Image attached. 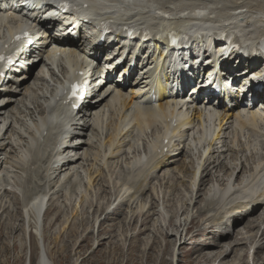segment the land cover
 Returning a JSON list of instances; mask_svg holds the SVG:
<instances>
[{"label": "rangeland", "instance_id": "374dc122", "mask_svg": "<svg viewBox=\"0 0 264 264\" xmlns=\"http://www.w3.org/2000/svg\"><path fill=\"white\" fill-rule=\"evenodd\" d=\"M114 1L117 2L116 0H102L103 2L102 7L103 8H111L113 6L119 7V6H116L118 4H115ZM146 1H150L148 2V6L150 10H153V13L151 14V16L152 17L157 16L155 17L154 20H152V18H146V20H148L150 23L159 24L161 28L174 25V23L176 22L172 19H164V21H160L161 16H158L159 13H166L167 11H168L167 14H164L163 16L167 18H174V17H171V15L179 16L180 13L185 12L186 9L203 8V9H206L205 12H209L207 15L210 17L227 18L226 15L228 13L230 12L237 13L235 11H232L233 9H235L236 7H239V5L240 6L244 5L247 7L244 9L246 11H250L253 13H256V11L258 13H264V0H243V1L242 0H186V1L185 0H179V1L178 0H146ZM140 10L146 14L144 17H147L148 15L147 11L142 10V8H140ZM185 13H188V12H185ZM245 15L246 14H244L241 19L246 21L247 19L244 17ZM234 22H237V21L235 20ZM200 23H203V22H200ZM10 26L11 25L4 24L2 27H0V38L5 36L6 33H8V31L11 30ZM261 28L264 29L263 26ZM43 61L44 62L40 63V65L38 64V66H36L32 70V75L30 77L29 82L27 83L29 84L28 85L29 87H32L34 89L31 91L32 93L31 98H34L32 100L40 101L41 99L42 105H44L45 103L43 101H46L44 99V96L47 97L50 94H49V91L47 92L46 88L44 89V87L40 86V82L35 80L36 76H38V73L43 68H48V70H46L48 72V77H47L48 81H45L47 82L45 84L52 86V88L53 86H55L53 81L58 82L59 77L61 78L62 76V75L61 76L59 75L60 69H61L60 65L55 66L53 70V69H50L49 65L47 64L48 59L45 58ZM149 68H152V66L151 67L149 66ZM154 71L155 69H152V74L155 76L158 75V73ZM115 77L120 78V74L117 75L116 73ZM134 78L130 80L132 85H136L138 83L137 76H134ZM135 82L136 84H134ZM52 88H49V89H52ZM105 89L106 87L103 88L102 90L98 89L97 95L104 93ZM35 90H37L36 93L34 92ZM138 91L140 90L137 89V92ZM191 94L192 93L189 92L187 94L188 95L187 97H189ZM3 97H6V94L3 95L1 98ZM110 98L111 96L108 97L106 101H108ZM28 103L31 105L32 102H29V101L27 102L28 109H25V107L23 108L22 105H19V108L20 107L22 108V109L20 108L21 109L20 113L22 114H18V117L16 116L17 119L12 116L9 118L0 119V145L2 143V145L7 146L6 151L2 153L0 152V264H27V261L30 262L29 264H37L40 247L33 233V230H34L33 227H35L34 225L35 222H34V219H32V217L29 216V214L32 215V213L28 211H27L28 212L27 215L29 217L24 219V213L22 210H23V207L25 206L24 204L25 203L28 204L29 199L32 197L31 194L42 195L44 193L47 194L48 191L50 192V194H52L47 204L48 214H45L39 230L41 232V237L44 240V243H43L44 251L48 257V260L51 262V264H160V263L161 264H179L178 262L180 260L187 261V260H194L195 258L194 256L193 257L190 256L191 246L186 245L184 246L185 247L184 250H181V249L179 250L181 243L183 244V242L185 241V238L183 239L180 238L181 233L182 234L185 233L183 229L180 228L182 227V225L179 227L177 226L182 221H185L186 219H189L190 217L193 216L192 220L195 221V225L193 227L190 226L191 228H193V230L191 228L189 229L188 236H192L195 232H198L199 235H201L202 233H204L203 230L205 229H206L205 231L210 229V231L218 233L217 228L220 229L219 224H217L218 221L213 223L214 220H212L213 219L212 217L217 215V218H219L218 216L220 215L218 214L216 215L214 214L213 216L210 215L212 217H209L210 220H208V217H206V214H209L208 213L209 210L210 212H213L215 210L213 213H216L217 206L216 205L212 206V204L208 202L209 204V207H208L207 206L208 204L206 203L207 201H205L206 200L205 194L209 195V192L207 190L212 191L213 184L214 185L217 184V186L219 187V183L211 182V177L213 178L217 176L218 174L220 176V179L223 180L224 178L222 175L223 171L219 172V170L217 169L216 170L217 173H216L214 172L215 170H212L213 172L212 171L210 172V175L211 174L212 175L208 178L209 183L208 182H207L208 184L206 183V185L208 186L204 190L205 193L202 191V198L197 199L196 197L195 199V191H194V186H193L195 185V183L193 184V182H196V179L195 181L192 182L189 177L190 173L186 175L188 177L187 178L186 176L181 177V175L183 176V174L181 173L179 174L178 172L171 170V168L179 165L182 162V159L185 156L184 154H186L187 151L183 150L182 155L177 157L176 162L173 165H171L169 168H167L165 171L157 172L156 174L153 175V177L149 175L147 177L148 179H145L141 183H140L141 181L140 177H138V175L140 176L142 174L138 172L140 170L127 171L126 169H123V168L129 167L133 163H136V159H138V156L141 154L143 147L144 148L150 147L152 149L156 148V144H155L156 142H154L155 141L154 135L161 134V133L163 134L165 132L164 125H160L161 122H158L160 123L159 124L160 126L158 125L159 128L157 125H153V126L144 128L143 130H140L137 128V126L136 127L134 126V128L131 130L130 136H128V138L125 139L126 146H124V149H122V151L120 152L121 154H119L120 156L118 158V161H117V158L109 156L112 148L110 149L108 147H105L107 156L104 157L103 155L104 149L102 150L103 152H101L98 146L93 145L92 146L93 148L91 147V149L90 147L86 146L85 150H90L88 151L89 154H92V155L96 154L95 156H98L97 157L98 159H96L97 161L93 157H92L93 158L92 161H90L89 158L87 161L80 160L78 164L74 165V167H71L70 169L64 172L57 171L58 172L57 173L53 168L47 166L48 165L47 163L41 164L42 169L44 168L42 170L41 167L38 166L40 165L42 159H39V160L36 159L34 163L35 164L37 163L36 164L37 166L32 171V174L29 175L27 172L21 170V168L23 166L22 165L23 158H25L26 153H28L29 151V143L34 139H33V134L27 135L25 133L26 131L25 129L27 127L28 129L34 131L36 129L37 120L39 118L37 119L35 116L32 115L33 105L30 106ZM11 105L14 106L15 104H10V106ZM135 105H134L135 107H143L142 100L136 101ZM15 106L17 107L18 105L16 104ZM134 106H132L130 110L125 113V115L127 114V116H125L127 118L125 120L126 122L124 123L122 122V120H124L125 118L121 119L122 113L120 115L121 108H117L116 109L117 111H115L117 113L115 112L113 113L114 115L116 114L115 118L114 116L112 117V119H115V121L112 120L115 124L111 120H108L109 122L111 121L110 123L108 122V125L110 128L108 127V130L106 134H104V136L107 135L111 131V130L109 131V129H112L111 126H114V127H117V125L124 126V124H126L128 121L134 119L135 115L133 114H135V111L137 110V108L135 109ZM153 108H156V106H153ZM214 116L215 115H213L212 118H214ZM105 123L106 121H104L103 127H105ZM9 126H10V129L7 132L9 134L7 133L5 134V131L7 127ZM198 126H195L194 128L190 130L188 134L190 137L193 135L200 137ZM231 128L228 127L226 130H224V132H222L223 133L222 138L224 137L225 139V140L223 139L222 140L224 144L227 143L225 144L227 147L234 149L232 150V154H233V151H239V149L242 146V148L246 149L244 152V155L248 156L249 152L252 151L253 154H256L254 157L255 159L254 161L261 159L262 155L264 154V142H263L264 140H262L264 138L255 137L256 138L255 140L254 137H251L250 135V134L253 135V133L251 131H246V130H243L240 133V135L239 134L236 135L237 132L235 133V135H232L234 134L233 132L234 128H232V131L230 130ZM213 129L214 128L211 124L210 130L208 131V135L210 137L212 135V132L214 131ZM21 131H23L22 133L24 135H22ZM242 134L243 136H241ZM104 136L102 138L103 140H104ZM251 139L255 140L253 141V145L250 144L252 142ZM84 140L85 139H82L81 141H84ZM123 151H124V154L122 153ZM228 153L229 152H225L224 154L227 158L226 160L227 162L229 161L228 158L230 156V154ZM244 155L241 153L238 154V156H241V157ZM127 162H129L130 165L128 164L127 166ZM187 162H188V159L185 158V163L187 164ZM250 164H252V162L251 163L249 162L246 164V169H248V171H249ZM188 166L189 164H187L188 171H191L192 169L195 170L196 168L194 164H193V168L191 166L189 167ZM147 167L144 169H148ZM203 167L204 166L199 168V170L197 171V175L201 172L200 170H203ZM38 169H39V174L37 172ZM40 169L42 170V172ZM34 171L35 173L36 172L37 173L35 174ZM48 174L49 176H47ZM52 174H53V177L51 176ZM26 175L29 176L26 179V182L28 181L29 183V184L28 183L26 184H28V186L30 187V189L28 190H27L28 186L26 185L25 189H23L22 183H21L22 181L25 180ZM39 176H43V177H39ZM197 177L198 176H196V178ZM233 177L234 176H232L231 181H233ZM71 178L73 180L72 181L73 183L67 186V183L70 181ZM49 179L51 180V182L49 181ZM224 179L226 180L227 178L225 177ZM41 180L43 181L44 184L47 182L45 184L46 186L43 183H41L42 182ZM148 180L149 181L151 180V181L149 182ZM181 180L187 181L192 186L191 187L190 186L188 187L187 185H186L187 187L182 186ZM29 181L30 182L32 181V182L30 183ZM30 184H33L32 185L33 190H31L32 188ZM36 184H38L37 186L40 185L42 189L40 187H35ZM43 187H45L44 190H43ZM144 187L147 191H145ZM132 188H133V191H127L129 189L131 190ZM190 188H193V189L191 190ZM34 189L36 192H34ZM123 189L124 191L128 192V193L125 192V195L123 194L124 197L128 199L127 196L128 195L131 196V202L126 203L127 199H125V202L122 203L123 205L119 206L118 205L119 201H116V203L114 202L117 198H119L121 201L124 200V198L121 199L122 194H120V191L121 190L123 191ZM140 189L142 190V193ZM190 190L191 192L193 191L194 192L190 193ZM135 194L142 195V196L139 197ZM234 198L236 199V197H233L232 199L229 200V202L231 201L233 202ZM204 202L206 203V205H204ZM195 203L198 207L195 205ZM234 203L235 205L237 204L236 202ZM234 203H232V206ZM140 204L141 206H139ZM117 205L118 207L116 208ZM193 205H195V207ZM204 206H206L207 208H205ZM210 207L211 209L207 210ZM114 208H116L113 211L114 214L113 212L110 213V217H109V214H107L106 212H109L113 210ZM203 208L206 210H204ZM178 211L182 215H180L181 218L180 217L176 218V221H177L176 223L178 224L175 223V226H176L175 228L174 218H175V215H178L177 214ZM147 212L149 213L151 217L148 215ZM185 213H187L188 215H185ZM203 213H205V215ZM256 216L257 217H254L253 219H251V221L259 225L260 230H262L263 229L262 224L264 222L263 220L264 219V205L258 208ZM258 216L261 218H259ZM22 218L24 219L25 223H23ZM105 218H106V221H105ZM255 218L260 219V221L257 222ZM246 219L245 220L242 219L240 220V222L236 224V226L238 227L234 229L233 232L231 233L230 235L231 238H228L229 239L228 243H225V246L223 245L221 249H216L215 251H213L212 254H217L221 252L220 250H223L224 248L229 249L233 247L234 243L236 244L238 243V241H240L239 244L241 245L235 250L236 252L234 251V253L230 254L229 258L223 261V263L219 262V258L214 257L212 261L206 264H264V249L261 250L260 253L258 252V254H257V251H255L257 250V247L261 243V241H259L260 231L258 228H253L254 226L251 223H248V225L245 224V222L248 221ZM134 220L135 222H133ZM199 220H202V221L199 222ZM203 221L205 224H203ZM142 222L147 223V228L149 230L147 229L146 232H144L143 234H140V236L136 237L135 240H132L131 237L135 236L138 233L139 231L138 228H140V224ZM197 222L200 223L201 227L204 225L202 227L203 229L199 226L198 227L196 226ZM30 223H32L33 225L32 224L30 225ZM99 223L100 224L104 223L103 227L97 228ZM128 224H130V226ZM244 224L248 228L243 226ZM117 226L119 227V229ZM134 227L136 229H134ZM252 228L254 230H252ZM177 229L178 231H180L179 234H178ZM199 231H201L202 233ZM72 233L74 234L73 235L74 237L72 236ZM88 234H89V239L86 242L82 243V240L85 239V237ZM102 239H104V242L103 243L101 242V244L99 245L98 243ZM180 239H181V242H180ZM169 240L173 241V244L175 243V246L172 247L171 252H165L164 244L167 243V241ZM150 241H151V244H150ZM154 241L155 243L159 242L158 243L159 248L155 247L156 244L155 245L152 244V242ZM195 242L196 243L201 242V243L206 244L207 239L205 240L203 238H200ZM242 242L244 243L242 244ZM149 244L151 246L153 245L152 247L153 248L155 247L156 250L153 249L152 252L151 251L148 252L150 248ZM98 246H102V247L96 248ZM78 247H80V249L77 251ZM183 253H187V254H184L185 257H183V255L181 256V254ZM193 264H205V263L197 259L196 263L194 262Z\"/></svg>", "mask_w": 264, "mask_h": 264}, {"label": "bare ground", "instance_id": "6f19581e", "mask_svg": "<svg viewBox=\"0 0 264 264\" xmlns=\"http://www.w3.org/2000/svg\"><path fill=\"white\" fill-rule=\"evenodd\" d=\"M116 1L118 2V4L120 6L122 5V3L119 0H116ZM130 1L137 8H142L143 10L147 11V13H148L147 17H144L146 14L143 13L140 15L139 18H152V20L155 19L154 16L153 17L151 16V14L153 13V10H150L149 6H148V2H150V1H146V0H130ZM87 3H89V5H90L88 8L89 11L95 9V2L94 1H88ZM116 6H118V5H116ZM245 8H247V7L244 5L243 6L239 5V7H236L235 9L232 10V11H235L237 13H231V12H230L231 14L228 13L226 15L227 18L225 21L232 22L233 20L234 21L236 20L238 27L241 28L239 31L247 37L246 39L252 40V42H256L260 38L264 37V29L261 28L262 26L264 28V13H258L257 11H256V13H253V12L244 10ZM109 9L110 10L111 9H117V7H111ZM186 10H189L192 13H199L202 10L205 11L206 9H203V8H199V9L193 8L192 9L191 8V9H186ZM167 12L166 13H159V15L163 18V15L167 14ZM2 14H3V12L0 11V15H2ZM244 14H246L244 16L247 19L246 21L251 22L253 27L257 26V29L253 30L252 26H248L247 22L245 20L241 19ZM257 14H259V15H257ZM9 15L12 16L13 22L17 23L19 21V19H23L24 17H26V10L22 6L20 11L10 12ZM43 21L45 22L44 19H43ZM194 21H195V19L189 18V19H186L185 21L180 22L181 24H176V23H174V24L178 27L180 25H183L186 27ZM0 23H1V19H0ZM39 23H41V21ZM10 28L12 30V29H14V26H10ZM37 41H38L37 43H38L39 47L41 46V49H40L41 51L39 53L38 60H37L36 64H31L30 67H28L27 70H25L23 72L22 76H24V77L22 78V80H20L19 82H16L14 84L15 85L14 87H10L9 92L6 93V97L2 98V100H4V102L0 106V119L1 118H9L11 116L17 119L18 114H22V113H20L22 108L20 107L21 108L20 109L19 105H22L23 108L25 107V109H28V107H27L28 101L32 102L31 105H33L32 106V108H33L32 115L35 116L37 119L39 116H40L41 120L45 119L44 118L45 110H44L43 105L41 103V99H40V101L32 100L34 98H31L32 97L31 91L34 89L32 87H29L28 86L29 84H27L30 80L31 75H32V70L36 66H38V64L40 65V63L44 62L43 60L45 58H47L48 60H51V59H56V57H57V58H60L61 60H67V61H69V63L79 66L80 70L82 72H84V74L89 75V78L91 79V83H92V81L95 82L96 80H98V74L95 75V73L98 72L99 68L101 67L100 63L103 62L104 57H102V56L104 55L105 48L98 47L99 45L97 46V43L92 44L90 40H86L84 42L80 41V40L79 41H73L69 38L59 39V38H56L53 36L49 37L48 40L45 42L42 39H38ZM88 45H91V51L90 52H87V50H86V47ZM157 49H159V47H157ZM253 53H255V52H253ZM83 55L86 57L88 56V58L91 61H96V63H97L96 67L93 68V71L90 72V74L88 73V70H85L87 65H85L84 59L82 60V57L84 58ZM238 58L242 59L243 57L239 56ZM149 60H151V62H152L150 65H155L156 59L153 58L151 55L149 56ZM256 67L257 66H254L252 68V70H254ZM46 70H48V68H43L38 73V76H36L35 80L40 82V86L44 87V89L46 88L47 92L49 91V94H50L49 96H52L53 89H49V88H52V86H50L48 84L46 85L45 83H47V82H45V80H43V77H44ZM191 71H195V70L192 69ZM158 72H160V71H158ZM161 72H163V71H161ZM65 73L66 72H65L64 68H62L61 72H60V74L62 75V80L65 79ZM164 73L165 72H163V74ZM122 74H123L122 75L123 84L120 86H117L116 84H113L114 81H112V77L110 75H108V73H107L106 76L103 78L102 82L99 80L98 84L93 86V90L91 91L92 93L90 95L91 100L93 99V101H91V103H87V104L81 106L74 114L69 113L66 116L68 118H65V120L63 121V124L61 125L59 130L53 131L51 129H48L49 132L47 131L46 137L41 136L39 142H37V138H38L39 134L40 133L43 134V132H42V130L41 131L38 130V125H36V129H37L38 134H34V131H32L26 127L25 133L27 135L33 134L34 142H36V150H35L34 155L32 154L31 160L29 162H26L27 158H28V155L26 154L25 158H23V164H22L23 166H22L21 170H23V171L27 172L29 175H31L32 171L37 166L36 165L37 163L35 164L34 161L36 159H38V160L42 159L41 163L39 162L40 165H38V166L41 167V164L47 163L48 164L47 166L53 168L56 172L57 171L64 172V171L70 169L71 167H74V165L78 164V162L80 160L87 161L89 158L90 161H92L93 158L95 160L98 159L97 158L98 156H95L96 154L95 155L89 154L88 151H90V150H85L86 146L90 147V149H91V147L93 145L98 146V148L101 152H103L102 150L104 149V152H103L104 157L107 156L105 147H108L110 149L112 148L109 156L117 158V161H118V158L120 156L119 154H121L120 152L122 151V149H124V146H126L125 145V143H126L125 139L128 138V136H130L131 130L134 128V126L135 127L137 126V128L140 130H143L144 128H147V127H150L153 125L158 126L160 124L158 122H161L160 125H164L165 132L163 134L162 133L161 134L156 133L157 135H154L155 136L154 142H156L155 143L156 148H154L155 155H154V158L150 161V164L147 167L148 169H143V170L138 171V172L142 173L140 176L138 175V177H140V180H141L140 183L143 182L145 179H148L147 177L149 175L151 177H153V175L156 174L157 172L165 171L167 168H169L171 165H173L176 162V158L179 157L180 155H182L183 150L187 151V152H186V154H184L185 156L183 157L182 162L179 165L171 168V170H174V171L178 172L179 174L180 173L183 174V176L181 175V177H185L187 174L190 173L189 177H190L192 182L195 181V179H196V182H193V184L195 183V185H193L194 191H195V199H196V197H197V199L202 198V191L205 193L204 190L208 186V185H206V183L208 182V178L212 175V174L210 175V172L212 170H215L214 172H216L217 169L219 170V172L223 171V174H222L223 177L227 178L226 180L224 178L222 180V179H220V176L218 174H217V176H215L213 178L211 177V182L219 183V187L221 186L222 189L218 190L220 193H222L224 188L228 185H230L231 188L233 189V188H235V185L238 186V185L242 184L243 182L248 183V182H250V180L253 181L256 178H260L261 174L257 173V169L260 167L264 168V154L262 155L260 160L254 161L255 160L254 157L256 154H253L252 151H250L248 156L244 155V152L246 149L242 148V146L239 149V151H233V154H232V150H234V149L227 147L225 145L227 143L224 144L223 140H225V139H224V137L222 138V135H223L222 132H224V130H226L228 127L231 128L233 126L232 128H234L233 129L234 134H232V135H235L236 132H237L236 135L237 134L240 135V133L243 130H246V131H251L253 133V135L252 134H250V135H251V137H254L255 140H256L255 137H263L264 138V136L261 135V132H263V134H264V103L259 104V103L255 102L253 104V106L249 109L246 108L247 106L245 107L242 104L235 106V108H227L222 101H219L217 104H214L213 100H215L217 98H214L213 95H206V91L204 89H201V88L197 90L196 95L192 94L190 97H187L188 95L186 93H188V88H189V91H190V89H192V91L194 92L195 86H191V88H190L189 87L190 85H187V86L182 85V88L175 93L168 91V89H167L168 85L163 87V88L158 87V82H156V80L153 79V74H152V72H150V70L147 73H144L143 76H141L140 81L135 86H133L132 83H130V81L125 82L126 78L131 77L132 75H134V73H131V74H129V76H126V70H125ZM53 82H54V85L57 84V81H53ZM59 82H61V79H59ZM35 83H37V82H35ZM34 86H35V84H34ZM255 86H256V84L253 85V87H252L253 90H254ZM105 87H106V90L104 91V93L102 95L96 96L97 91L95 89L101 88V90H102ZM142 88H143V91L137 92V89L142 90ZM44 89H43V91H44ZM110 89H112V90H110ZM22 91H24V92H22ZM34 92L36 93L37 90H35ZM49 96H47V97H49ZM110 96H111V98L108 101H106V99ZM21 97H23V98H21ZM47 97L44 96V99L48 100ZM204 97L206 98V101H204ZM42 99H43V97H42ZM256 99H258L260 102L263 100V102H264V94L257 93ZM138 100H140V101L142 100V104L144 105V107H135V106H137L135 104H136V101H138ZM43 102H46V101H43ZM114 102H115V104H114ZM183 102H185V103H183ZM10 104H15V105L17 104L18 106L17 107L15 105L10 106ZM154 105H156V108H153ZM132 106H134L135 109L137 108L136 111L134 110L135 111V114H133V115H135L134 119H132L130 121H128L129 120L128 119L127 120L128 122L126 124H124V126L116 124L117 127H114V126L110 125L112 127V129H109V131L110 130L111 131L107 135L104 136V134H106L108 127H109V125H108L109 121L108 120H111V121L114 120L115 121V119H112V117L114 116V118H115L116 114L114 115L113 113L115 111H117L116 109L121 108L120 109L121 110L120 115L122 113L121 119L125 118L124 120H122V122L124 123V122H126L125 120L127 118V117H125V116H127V114L125 115V113L128 112ZM209 106L213 107V110L215 111L213 114L215 116H214V118L211 119V124L214 128L213 129L214 131L212 132V135H211L210 139L206 142L205 146H202L203 149L205 148V152L203 154L204 156H202V158H199V161H198L197 165L195 166L196 167L195 170L192 169L193 171L192 170L188 171L187 164H189V166H191L193 168V161L191 159V154H192L191 143L195 144V141L201 142L202 138L199 136H195V137L192 136L190 139L188 138L189 139V146L188 147L185 143H183L181 141V139H184V137H186V135H188L187 133H189L190 130L192 128H194L195 126L199 125L198 126L199 127V133L204 130L203 124L205 122V119H210L213 116L212 115L213 112L211 113V111H204V109H203L204 107H209ZM115 113H117V112H115ZM118 119H119V117H118ZM174 119L176 120L177 126L175 128H172L170 121L174 120ZM104 121H106L105 127H103ZM159 126H158V128H159ZM232 128L230 129L231 131H232ZM9 129H10V126L7 127L5 134L9 131ZM22 132L23 131H21V133ZM7 134H9V133H7ZM22 135H24V134L22 133ZM103 136H104V140L102 139ZM241 136H243V134ZM174 137H176L177 140L174 141ZM160 138L168 139L169 144L165 145L160 151H158V149H159L158 145H159V139ZM41 139H44V140H41ZM82 139H85V140L81 141ZM254 139H251L252 142L250 144L253 145V141H255ZM102 140H103V142H102ZM262 140H264V139H262ZM41 141H43V142H41ZM184 141H186V140H184ZM259 142H260V140H259ZM6 147L7 146L2 145V143H1L0 152L2 153L4 151H6V149H7ZM146 148H149V147H146ZM146 148L143 147L144 152H145ZM225 152H229L228 154H230V156L228 158V160H229L228 162L226 161L227 158L224 155ZM122 153L124 154V151ZM239 153L243 154L244 156H242V157L238 156ZM185 158L188 159L187 164L185 163ZM256 159H257V157H256ZM108 160H110V159H108ZM129 162H127V166H128V164L130 165ZM138 162H139V158L136 159V163H138ZM249 162L250 163L252 162V164H250L249 171H248V169H246V164ZM117 164H118V162H117ZM25 165H26V167H25ZM202 166H204L203 170H200L201 172L197 175V171ZM129 167H131V165ZM129 167L123 168V169H126L128 171V170H130ZM41 169H42V167H41ZM42 170H41V172H42ZM252 170H253V172H252ZM37 172L39 174V169ZM261 172L264 174V169ZM34 173H35V171H34ZM48 173H49V171H48ZM47 176H49V174ZM51 176L53 177V174ZM155 176H157V175H155ZM164 176H166V175H164ZM196 176H198V177L196 178ZM232 176H234L233 181H231ZM28 177L29 176L27 175V178ZM36 177H38V176H36ZM39 177H43V176H39ZM221 178H222V176H221ZM41 179H43V178H41ZM32 180H33V178H32ZM49 181L51 182L50 179H49ZM72 181L73 180L71 178L67 184L70 185L71 183H73ZM230 181H231V183H230ZM26 183H28V181ZM41 183H43V181ZM41 183H40V185H41ZM250 183H248L247 185H249ZM28 184H26V185L28 186ZM38 184H36L35 187H40V185L37 186ZM181 184H182V186H185V187H187V186L191 187L192 186L191 184H189L185 180H181ZM30 185L32 188L33 184H30ZM40 188L42 189V187H40ZM44 188L45 187H43V190H44ZM28 189H30L29 186H28L27 190ZM144 189H145V187H144ZM190 189L192 190L193 188H190ZM247 189H248V187L243 188L242 189L243 193H240V194L242 196H244V194H246V192L248 191ZM31 190H33V188ZM43 190H41V191H43ZM191 190H190V193H193L194 191L191 192ZM123 191H124V189H123ZM123 191L121 190L120 194H122L121 199L124 198V200L121 201L119 198H117L114 202V203H116V201H119V203H118L119 206L123 205L122 203L125 202V199H127L124 197L125 192L128 193L127 191H133V188L131 190L129 189L127 191H124V192ZM140 191L142 193L141 189H140ZM145 191H147V190L145 189ZM207 191L209 193L211 192V190H207ZM212 191H213V186H212ZM34 192H36L35 189H34ZM38 193H40V192H38ZM248 193H251L250 196L246 199H243V200H240L239 202H237L238 205L237 204L235 205V203H234L235 201H233V202L231 201L234 204L232 206V203H230V207L229 206L227 207V202L222 203L220 205H216L217 206V207L215 206L217 208L216 213H213L215 210L214 211L212 210L213 212H210V210H209V209H211V207L213 205L207 209V210H209V212H208L209 214H206V217H208V220H210L209 217H212L214 214L220 215V216H218L219 218H217V215L213 216L212 217L213 219L211 218L212 220H214L213 223L218 221L217 224H219V228L221 229L220 230L217 228L218 233L212 232V231H210V229L205 231L206 230L205 229V230H203L204 233L201 232L202 230L199 231L202 233L201 235H199L198 232H195L194 234L191 232L193 235L188 236L189 229L191 228L190 226L193 227L195 225V221L192 220L193 216L190 217L191 220H190L189 224H188L189 220L187 222L183 223V226L180 228H182L185 233H183V234L181 233L180 238H182V239L185 238V241L183 240L184 242H183V244L181 243L179 250L180 249L184 250L185 249L184 246H186V245L191 246L190 256L191 257L194 256L195 258H194V260H187V261H181L180 260L178 262L179 264L180 263L181 264H193L194 262L196 263L197 259L199 261L201 260L202 262H204L206 264V263H209L210 261H212V259L214 257L219 258V262L223 263V261L228 259L230 254L234 253V251L241 245V244H239L240 241H238V243H236V244L233 242L234 243L233 247H231L229 249L224 248L223 250H220L221 252H219L217 254H212V252L215 251L216 249H221L223 247V245L225 246V243H228V240H229L228 238H231L230 235L233 232V230L238 227V226H236V224L238 222H240V220H242V219L245 220L246 218H247L246 220H248V221H246L245 224L248 225V223H251L254 226L253 228H258L260 231L259 241H261V243L257 247V250H255V251H257V254H258V252L260 253L261 250L264 249V222L261 221V222H263V224H262L263 229L260 230V226L251 221V219H253L254 217H257L256 215H257L258 208H260L262 205H264V189L261 192H257L254 189H252V190L248 191ZM31 195H32V197L31 196H30L31 198L29 197L30 199H29V202L27 204V207L30 208L28 212L32 213L33 216L30 214H29V216H31L32 219H34V222H35L34 225H36L37 222L35 221V219H37L39 207L41 205L40 197L43 194L42 195L31 194ZM135 195H137L139 197L142 196V195H138V194H135ZM205 195H207V194H205ZM127 197H128V199L126 200V203L131 202V196L128 195ZM206 203L208 204V202H206ZM206 203L204 202V205H206ZM125 204H124V206H125ZM118 205L116 206V208L118 207ZM195 205H196V203H195ZM195 205H193V206L195 207ZM139 206H141V204ZM172 206H173V204H172ZM207 206L209 207V204ZM204 207L207 208L206 206H204ZM31 208H33V209H31ZM116 208H114L113 210H111L109 212H106L107 214H109V217H110V213H112ZM143 208H144V206H143ZM228 208H230V209H228ZM25 209H26V207H25ZM204 210H206V209H204ZM35 211L37 212V215H36ZM119 211H120V209H119ZM170 211H171V209H170ZM205 213H207V212H205ZM205 213H203V214L205 215ZM45 214H48L47 210H46ZM113 214H114V212H113ZM113 214H111V215H113ZM173 214H174V212H173ZM177 214L178 215H175V218H174L175 222L173 221L174 226H175V223L177 222L176 218H178V217H180V215H182L181 213H179V211L177 212ZM148 215H149V213H148ZM185 215H188V214L185 213ZM210 215H212V216H210ZM106 218H105V221H106ZM194 218H196V217H194ZM259 218H261V217H259ZM24 219L22 218L23 223H25ZM255 219L257 220V222L260 221V219H258V218H255ZM129 220H131V219H129ZM30 221H32V220H30ZM107 221H108V219H107ZM109 221H110V219H109ZM200 221H202V220H199V222ZM219 221H220V223H219ZM133 222H135V220ZM199 222H197V224H196L197 227L198 226L201 227ZM32 223H30V225ZM99 224H98L97 228L103 227V225H104V223H101L100 226H99ZM176 224H178V223H176ZM203 224H205L204 221H203ZM245 224L243 226L247 227ZM128 225L130 226V224H128ZM133 225H135V224H133ZM181 225L182 224L180 223L177 226L179 227ZM122 227H124V226H122ZM29 228H30V226H29ZM33 228L35 230V233H34L35 238H36V234L41 235V232L39 230L40 227H38V229H36V227H33ZM114 228H115V226H114ZM175 228H176V226H175ZM253 228H252V230H254ZM118 229H119V227H118ZM134 229H136V228L134 227ZM138 229H139L138 233L135 236L131 237L132 240H135L136 237H139L140 234H143L144 232L147 231V229H148L147 223L142 222L140 224V228H138ZM178 229H177V231H178ZM191 229L193 230V228H191ZM179 232L180 231H178V234H179ZM73 235L74 234L72 233V236ZM176 235H177V233H176ZM200 238H203L205 240L207 239V243L206 244L201 243V242L196 243L195 241H197ZM88 239H89V234L85 237V239L82 240V243L86 242ZM108 239H109V237H108ZM101 242L103 243L104 239L100 240L98 244L100 245ZM180 242H181V239H180ZM158 243H155V241L152 242L153 245L156 244V246H155L156 248H159ZM243 243L244 242H242V244ZM150 244H151V241H150ZM152 246L150 245L148 252H150V251L152 252L153 249L156 250V248L155 247L153 248ZM164 246H165V248H164L165 252H171L172 247L175 246V243L173 244V241L169 240V241H167V243L164 244ZM99 247H102V246H98L96 248H99ZM117 248H118V246H117ZM79 249H80V247L77 248V251ZM77 251H76V253H77ZM143 253H144V251H143ZM184 254H187V253H183V254H181V256L183 255V257H185ZM145 256H146V254H145ZM164 262H165V260H164ZM37 264H51V262L48 260V257L46 255L45 251L43 253V256L38 255Z\"/></svg>", "mask_w": 264, "mask_h": 264}]
</instances>
